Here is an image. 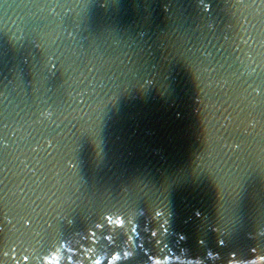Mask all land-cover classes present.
Masks as SVG:
<instances>
[{"label":"water","instance_id":"obj_1","mask_svg":"<svg viewBox=\"0 0 264 264\" xmlns=\"http://www.w3.org/2000/svg\"><path fill=\"white\" fill-rule=\"evenodd\" d=\"M0 264H264V0H0Z\"/></svg>","mask_w":264,"mask_h":264},{"label":"snow or ice","instance_id":"obj_2","mask_svg":"<svg viewBox=\"0 0 264 264\" xmlns=\"http://www.w3.org/2000/svg\"><path fill=\"white\" fill-rule=\"evenodd\" d=\"M94 235V234H93ZM153 235H155V234H153ZM125 255H127V253H125Z\"/></svg>","mask_w":264,"mask_h":264}]
</instances>
